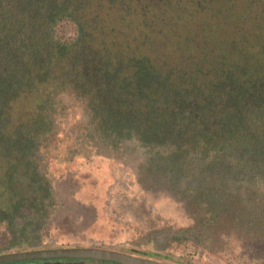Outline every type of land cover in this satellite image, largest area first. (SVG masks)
Segmentation results:
<instances>
[{
  "label": "trees",
  "instance_id": "1",
  "mask_svg": "<svg viewBox=\"0 0 264 264\" xmlns=\"http://www.w3.org/2000/svg\"><path fill=\"white\" fill-rule=\"evenodd\" d=\"M237 2L0 0V222L28 217L48 191L31 157L67 92L101 132L149 153L168 146L173 171L207 164L221 201L236 184L264 188V7L226 31ZM63 20L70 41L56 33ZM248 203L235 199L244 218Z\"/></svg>",
  "mask_w": 264,
  "mask_h": 264
},
{
  "label": "rangeland",
  "instance_id": "2",
  "mask_svg": "<svg viewBox=\"0 0 264 264\" xmlns=\"http://www.w3.org/2000/svg\"><path fill=\"white\" fill-rule=\"evenodd\" d=\"M247 5L248 0H238V15L226 17L230 20L226 31L243 18L250 24L264 0H251L248 9H254L250 12ZM243 9L248 13L242 14ZM214 11L203 10L207 16ZM56 33L70 41L76 36V26L63 20ZM85 104L71 92L62 95L53 124L42 134L31 157L37 171L47 178L49 189L45 196L34 198L31 215L17 222H0V252L96 246L150 255L170 261L168 264H264V188L244 191L236 184L234 200L221 201V188L207 173V164L192 171L188 167L192 160H185L184 173L173 171L171 157L166 155L168 146L149 153L150 148L125 132L119 139L111 131L101 132L91 124ZM186 147L181 150L186 152ZM236 198L249 200V217L244 218L246 209L235 204ZM40 205L42 210L35 211Z\"/></svg>",
  "mask_w": 264,
  "mask_h": 264
},
{
  "label": "water",
  "instance_id": "3",
  "mask_svg": "<svg viewBox=\"0 0 264 264\" xmlns=\"http://www.w3.org/2000/svg\"><path fill=\"white\" fill-rule=\"evenodd\" d=\"M41 259H89L118 264H168L152 258L150 255L147 257H141L116 249L96 246L43 248L0 254V263Z\"/></svg>",
  "mask_w": 264,
  "mask_h": 264
},
{
  "label": "flooded vegetation",
  "instance_id": "4",
  "mask_svg": "<svg viewBox=\"0 0 264 264\" xmlns=\"http://www.w3.org/2000/svg\"><path fill=\"white\" fill-rule=\"evenodd\" d=\"M51 248H53V247H51ZM33 249H43V248H36V247H33V248H30V249H25V250H33ZM17 251H24V250H17ZM8 252H16V251H7V252H0V254H2V253H8ZM134 254V253H133ZM136 255V254H135ZM139 256V255H138ZM48 261V260H51V261H53L54 259H41V260H35V261ZM59 260L61 261L59 264H63V263H66V262H63V259H55V261H57V262H59ZM65 260H67V259H65ZM70 260H73V261H82V260H79V259H70ZM87 261H94V260H87ZM95 261H100V260H95ZM12 262H16V261H11V262H4V263H0V264H8V263H10V264H12ZM18 262H20V261H18ZM162 262H164V263H168V262H165V261H162ZM101 263H112V264H118V263H113V262H107V261H101Z\"/></svg>",
  "mask_w": 264,
  "mask_h": 264
}]
</instances>
